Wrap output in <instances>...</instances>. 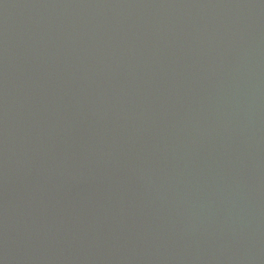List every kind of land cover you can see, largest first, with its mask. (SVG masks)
<instances>
[{
  "label": "water",
  "instance_id": "obj_1",
  "mask_svg": "<svg viewBox=\"0 0 264 264\" xmlns=\"http://www.w3.org/2000/svg\"><path fill=\"white\" fill-rule=\"evenodd\" d=\"M0 264H264V0H0Z\"/></svg>",
  "mask_w": 264,
  "mask_h": 264
}]
</instances>
